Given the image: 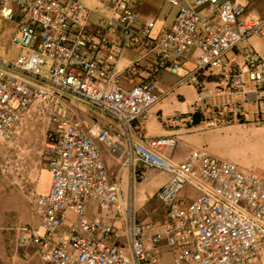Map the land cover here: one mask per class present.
I'll use <instances>...</instances> for the list:
<instances>
[{
    "label": "built area",
    "instance_id": "obj_1",
    "mask_svg": "<svg viewBox=\"0 0 264 264\" xmlns=\"http://www.w3.org/2000/svg\"><path fill=\"white\" fill-rule=\"evenodd\" d=\"M94 1L110 10L99 17L98 32L120 33L119 57L137 37V7L144 0ZM162 1L177 12L172 24L148 43L157 69L178 75L179 59L191 47L199 49L194 69L179 84L198 88L203 70L220 66L227 52L264 26V18L246 13L235 0ZM89 14L80 0H0V18L15 22L10 46L18 49L12 60L0 56V142L11 140L34 101L50 106L49 122L56 128L47 131L41 150L50 187L31 200L40 226L16 225V244L35 245L44 264H160L161 250L173 251V264H248L252 259L264 264V178L205 148L172 161L163 150L177 145L176 136H142L134 122L172 89L158 91L154 81L120 86L116 61L106 59L107 40L87 29ZM153 26L147 19L139 35L148 37ZM243 76L254 82L264 110V57L247 49L227 89L247 93ZM68 97L110 116L118 131L68 117ZM205 98L199 89V110L216 111ZM185 121L177 115L169 123ZM96 142L127 169L126 195L120 177L110 178ZM139 164L170 174L158 193L165 218L156 224L141 225L136 217ZM188 187L196 194L187 195Z\"/></svg>",
    "mask_w": 264,
    "mask_h": 264
},
{
    "label": "crops",
    "instance_id": "obj_2",
    "mask_svg": "<svg viewBox=\"0 0 264 264\" xmlns=\"http://www.w3.org/2000/svg\"><path fill=\"white\" fill-rule=\"evenodd\" d=\"M88 9L90 14L88 16L87 29L96 38H105L107 40L108 50L106 59L114 62L115 72L120 86L125 89L131 88L133 85L148 81H154L158 91L166 92L175 87H179V80L182 76L194 69L196 58L199 53L197 46H193L190 50L179 59L181 65L180 73L176 75L171 73L168 69H157V58L150 50L149 42L156 39L161 32L169 27L174 21L177 9L162 0H144V2L137 7L138 17L134 27L135 41L131 42L129 46L124 48L119 57H116L117 46L122 42L120 33H109L106 30L98 32V20L101 15L109 13V8L103 6L94 0H80ZM245 5L246 13L252 14L259 18H264V0H235ZM147 19L154 21L153 29L148 37H141L140 31ZM3 20L0 19V29ZM14 26L15 23L10 21ZM12 31V33H13ZM247 49L253 50L257 55L264 57V26L262 32L255 34L242 41L237 47L227 52L224 56L223 63L216 68H208L203 70L197 77L198 88L194 86L197 91L195 96L194 107L191 111L185 114L187 122L185 124L171 125L169 120L164 124V129L156 130L155 134H148L150 128H158L152 124L154 119L153 113H147L145 116L136 122L134 126L141 127L144 137H160L174 135L178 139V143L170 150H163V154L172 161H180L184 159L186 154L194 148H205L207 152L215 157L226 159L236 163L241 169L245 171H254L259 176L264 178V169L260 164L254 165L255 159L259 156H264V110L259 106L256 98L255 84L249 81L246 76H243L245 88L247 93L230 92L227 88L231 85L232 77L238 72L239 68L244 62V56ZM18 53V49L11 47L10 42H0V56H6L12 60ZM201 89L205 95L206 104L216 111H200L197 105L198 90ZM169 93V92H168ZM168 93L165 95L167 96ZM164 96V97H165ZM181 99L182 104H187V93L181 91L177 94ZM66 102V103H65ZM65 106L68 117L74 120H80L77 113H85V121L91 123L94 121L99 122L104 128L109 131H118L119 126L115 120L110 116L101 112L98 108L88 105L75 98H65ZM227 105V109L223 106ZM43 106L50 107L43 104ZM157 116H160L161 110L158 111ZM51 114V111H49ZM196 114V117L194 116ZM156 116V117H157ZM48 127L40 128L39 130V149L47 131H56L52 127L53 123L49 122ZM20 122L18 123V125ZM17 125V127H18ZM15 128L13 136L14 140L19 137H24L29 128ZM6 141V142H9ZM100 151L101 158L109 173L111 179H115L116 165L115 158L100 142H96ZM170 174L167 172L166 183ZM51 178L46 182L39 185L34 184L32 195L46 193L50 187ZM32 200V199H31ZM31 208L33 212V203ZM92 213V212H91ZM11 215V221L17 218L15 213ZM16 216V217H15ZM165 218L164 215L155 223H140L141 225H150L161 222ZM8 222V221H7ZM139 222V221H138ZM29 224L39 227V221L32 216ZM17 224V225H18ZM16 226V225H15ZM15 226L10 224L5 225L8 230H12Z\"/></svg>",
    "mask_w": 264,
    "mask_h": 264
},
{
    "label": "rangeland",
    "instance_id": "obj_3",
    "mask_svg": "<svg viewBox=\"0 0 264 264\" xmlns=\"http://www.w3.org/2000/svg\"><path fill=\"white\" fill-rule=\"evenodd\" d=\"M1 19V18H0ZM0 29V42H10L14 26L11 20L2 19ZM13 22V21H12ZM15 23V22H14ZM179 75H182L181 73ZM181 91L187 93V104H182L177 94ZM197 91L192 84L183 82L178 88L175 87L167 96L161 98L153 104L146 112L153 113L154 119L152 124L158 128H147L148 134H155L156 130L164 129V124L177 115L185 116L188 111L194 107ZM66 103V102H65ZM43 102L34 101L20 121L17 128H29L24 137H19L12 141L0 142V264H44L40 258L38 249L33 244L19 246L16 244V235L8 230L5 225L15 226L18 223H30L32 216L31 202L32 189L36 183L39 185L51 178L45 160L41 154L42 145L39 149V130L47 128L48 117L51 116L50 107L43 106ZM161 110L160 116H157ZM85 113L76 116L80 120H85ZM157 116V117H156ZM185 121L183 124H185ZM54 127V124L52 125ZM171 147H166L170 150ZM260 164L264 169V156L255 159L254 165ZM142 177L135 181L134 187V204L136 217L139 223H155L164 215V209L160 204L158 193L164 185L167 172L163 169L139 164ZM120 177L121 191L123 195L128 191V171L121 169L120 164L116 165L115 178ZM187 195H194V191L188 187ZM11 213H15L17 218L12 219ZM70 218L74 217L68 213ZM16 217V216H15ZM8 221V222H7ZM172 250H161L159 253L160 264H173ZM248 264H254L250 260Z\"/></svg>",
    "mask_w": 264,
    "mask_h": 264
},
{
    "label": "trees",
    "instance_id": "obj_4",
    "mask_svg": "<svg viewBox=\"0 0 264 264\" xmlns=\"http://www.w3.org/2000/svg\"><path fill=\"white\" fill-rule=\"evenodd\" d=\"M194 116L196 117V114Z\"/></svg>",
    "mask_w": 264,
    "mask_h": 264
}]
</instances>
